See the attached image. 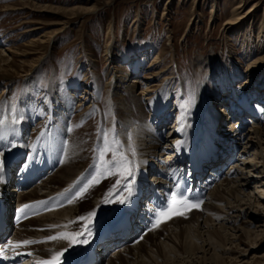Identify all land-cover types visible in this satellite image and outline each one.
I'll use <instances>...</instances> for the list:
<instances>
[{"label": "rangeland", "instance_id": "374dc122", "mask_svg": "<svg viewBox=\"0 0 264 264\" xmlns=\"http://www.w3.org/2000/svg\"><path fill=\"white\" fill-rule=\"evenodd\" d=\"M251 10L252 17L241 26L228 24L235 11L245 16ZM55 31L61 32L51 43H42ZM260 33L264 34V0H0V51L9 59V68L0 72L2 122L23 123L29 106L34 121L28 123V142L33 143L51 117L58 119L67 113L65 136L67 141L72 138L75 150L86 146L81 151L88 164L86 171L94 165L95 174L103 171L98 157L107 133V144L127 156L135 175L139 172L138 159L128 155L121 136L125 127L131 137L128 143L134 145V130L149 123L165 139L174 133L184 136L199 123L209 99L222 100L218 108L227 115L223 124L226 128L237 114L244 113L243 130L258 124L264 127V49L259 46ZM155 57L162 59L158 67L152 66ZM160 70L166 71L165 76L159 75ZM150 83L153 99L148 101L140 93ZM53 95L50 112L48 102ZM66 98L71 99L68 110L63 105ZM177 106L181 109L174 113ZM230 112L235 115L233 119ZM179 118L185 119L177 122ZM237 151L225 165L240 167L242 159ZM260 151H264V145ZM104 159L111 161L112 152ZM227 165L222 176L232 171ZM118 179V175L98 176V183L75 202L80 211L74 219L78 232L85 223L78 221L79 217L95 211L94 221H100L107 216L104 213L119 206L121 209L119 199L104 203ZM147 181L156 182L151 174L144 183ZM125 183L127 180H121L118 187L123 190ZM255 183L254 179L243 192V197L247 199L248 195L254 204L241 210H249L264 225V196ZM124 192L118 198L127 197ZM260 198L263 203L257 205ZM231 216L236 219L237 214ZM234 221L229 226L238 238L234 251L223 255L225 264H264V234L257 242L259 249L252 251L255 236L244 232L251 227L244 224L246 219ZM108 255L114 256L113 252ZM152 263L160 264L156 260Z\"/></svg>", "mask_w": 264, "mask_h": 264}, {"label": "bare ground", "instance_id": "6f19581e", "mask_svg": "<svg viewBox=\"0 0 264 264\" xmlns=\"http://www.w3.org/2000/svg\"><path fill=\"white\" fill-rule=\"evenodd\" d=\"M242 7L243 5L240 8ZM235 12L228 23L230 26L235 27L241 26L254 13L251 10L245 16H241ZM33 30H28V32ZM60 32H53L52 35L46 37V42L42 43H51ZM258 41L260 48L263 50V33H260ZM107 56H110L108 50ZM8 60V58H4V52L0 51V72L9 68ZM262 60L264 61V59ZM160 63H162V59L155 57L152 66L158 67ZM36 64L38 63H34L33 66H36ZM165 72L163 71L162 73V70H160L159 75L163 74L165 76ZM244 84L248 85L249 82ZM151 85L150 83L144 87L145 89L140 93V97L147 96L146 99L148 101L153 99L150 96L153 92L151 91ZM125 100L123 99V101ZM210 100L206 105L208 106L207 110H200L202 119H199V123L195 124L196 126L188 129L184 136L174 133L169 137L170 139H165L159 131L157 132V128L152 123H149L148 125L146 124V127L142 126L134 130L133 134L137 140L134 145L132 142L128 143L130 136L127 134L126 127L124 131H121L128 155H130V158L134 159L136 157L138 159V168L136 169L139 172H135V184L133 185V195L130 198L131 202L125 203L126 209L124 211H127L128 215H131L132 211H134L135 205L137 206L141 203V206L145 207L137 209L135 217L139 221L147 219L148 213L152 211L149 206L153 201V197H150V195L154 190L156 193L154 198L158 196V201L162 197L158 194V189L164 190L166 197L173 192L185 194V187L183 188L182 185L187 183L185 177L186 169L190 170L191 174L188 184L192 186L197 183L199 188H207L208 195L206 203L199 204L198 208L187 210L184 215H174L171 219H165L159 226L153 227L151 230H149L148 225H140L143 228L137 227L136 230L139 231L136 232L134 230L132 237L117 239L110 237V240L102 244L99 249L101 256L97 264H102L103 261L104 264H151L153 260L160 264H225L223 255L225 253L228 255L229 252L234 251L233 244L238 238L230 229L233 227L229 225L232 220L236 221V219L240 218L246 219L244 224H248L252 228H244V232L249 236H255V242L253 243V247H255H251L252 251L259 249L257 242L264 234V225L261 224V221L259 222V218L253 216L252 212H249V210L242 211L241 209L245 205L252 207V204H254L252 203V198L248 195L247 199L243 197V192L248 189L247 187L253 185L254 179L261 192L260 195L264 196V165L261 166V163H259L261 161L264 163V151H260V148L262 149L264 145V127L258 124L254 129L243 130L242 126L246 121L243 119L244 115H246L244 113L237 114V119L226 128L223 124L227 115L222 109L218 108L222 100ZM53 101H55L54 95L48 102L50 112L53 110L51 107ZM70 101V98H66L63 104L67 110L70 107ZM79 106L81 107L82 105ZM29 108V106H26V110L29 112L28 114L26 113L23 123L17 125L11 122H2L0 115V150L4 152L3 159H5L3 181L0 182V204L11 206V208L13 207V202L19 205L34 206L28 209L26 212L27 218L20 225L12 227L15 229L14 234L11 235L10 233L9 240L1 245V251L5 254V262L7 263L10 260L11 264L22 263L24 260L29 264H41L42 261L49 260L54 252L62 251L68 247L67 241H49L48 237L63 232H78L77 222H73L80 214V211L78 212L75 208V202L81 197L75 199L71 204L67 203V200L92 176L97 174H95L97 169L95 165L88 168V171L85 170L88 164H86L85 158L81 155V151L86 146L82 144L81 147L83 149L75 150L71 144L72 138L69 137L70 140L67 141L68 137L65 136L69 117L67 113L58 119L51 117L49 122H47L49 127L47 126L44 129L35 140V143H29L28 128L30 127L29 124L34 121V118L30 116L32 111ZM180 109V106H177L174 113H178ZM231 113L229 114L233 119L235 115ZM184 119L179 118L177 122ZM10 143H15L17 146L8 151ZM127 143L129 146H127ZM236 146H239L240 150L237 151ZM134 147L136 149L135 155L130 150L134 149ZM25 151L29 153L28 158L24 155ZM235 151H237L236 155L242 159L240 167L238 166L239 168L234 169L237 164H230L232 171H229L224 176V179H222V176L220 178L222 181L214 179V177L220 176L221 168L227 161H230L231 157L233 158ZM158 155L164 158L158 160ZM214 159H218L217 163L210 165L208 168L209 171H212L211 168H213L216 172L213 171L210 176L205 177L209 173L207 171V163ZM241 168H243L242 171H240ZM15 170L20 175L18 186L26 183L27 180L30 186L28 190L16 197L13 195L15 191L8 190V186L11 184L9 181L12 180ZM149 174L152 175V178L156 181L155 183L150 181L144 183ZM256 175L258 178L255 177ZM211 176L214 180L211 184H208ZM253 176L254 178H252ZM78 178L79 180H77ZM206 179L208 180L204 183L206 187L201 186ZM69 189H71L70 192L66 191ZM124 194L126 193L120 189V191L115 193V196L122 197ZM99 199L96 200L98 207L102 204L101 199ZM114 201L116 202L117 200L114 199ZM139 201L143 203H138ZM164 201L169 203L170 199L160 200L162 203ZM259 201L257 205L263 203L261 198ZM231 214H237L236 219L232 218ZM112 216V214L107 215L101 218L100 221L93 223L91 225L93 235L88 237L89 243L86 245H75L70 248L65 253L67 257L65 263L85 256L99 242L97 241V230L99 227L101 228L100 225L104 218L114 223ZM157 218L158 215L149 219L154 221ZM235 221L233 224H235ZM95 233L96 238L92 239ZM80 238L82 239L83 237ZM138 238L141 239L138 240ZM23 241H33V243L18 249H12L9 245V242ZM110 244L112 245L108 250L111 253L113 252L114 256L112 257L107 252H104V249H107ZM6 248L8 250L4 251ZM2 252H0V259L3 256ZM28 253H31V255H28ZM243 256L245 257V254Z\"/></svg>", "mask_w": 264, "mask_h": 264}, {"label": "snow or ice", "instance_id": "6c2138e0", "mask_svg": "<svg viewBox=\"0 0 264 264\" xmlns=\"http://www.w3.org/2000/svg\"><path fill=\"white\" fill-rule=\"evenodd\" d=\"M191 103V101H190ZM18 121H13V123H17ZM131 139V137H129ZM104 140H105V146L101 148L100 155L98 157L100 167L103 169L102 172L98 171L95 176H92L90 180H88L78 191L73 193L71 196H69L67 203L71 204L75 199H78L83 196L85 192L88 191L90 187H92L94 184L98 183V176H111V175H118L121 179H118L116 182V185L113 186V189L109 191V193L106 194V197L104 199V203H111L114 199H119V203L125 204L130 203L131 196L133 195V185L135 184V175L133 172V165L132 162L127 159V156L123 153L113 151L111 146L107 144V133L104 134ZM118 143V142H116ZM17 145L15 143H10L8 146V151H11L13 148H15ZM132 151V154L135 155V150L130 149ZM112 152V159L111 161L105 160L104 157L107 153ZM4 152L0 150V182L3 181V173L5 171V159H3ZM121 180H127V183L122 185L123 191L127 192V197H124L122 199L115 196V193L117 191H120ZM68 192L71 191V189L66 190ZM34 207L33 205H24L21 209H19V212L23 215L26 213V210ZM199 202L197 203H190L183 193H176L173 192L171 194L170 202L168 206L165 209H162L159 211L158 218L155 221V224L153 227L159 226L161 222H164L165 219H171L174 215H184L185 211L190 210L192 208H198ZM96 216L95 211L88 214L87 217H79L78 221H84V225L81 228L80 232L75 233H67L63 232L58 235H53L48 237L49 241H67L68 247L64 248L62 251L54 252L49 260L42 261L41 264H65V261L67 260V257L65 256V253L69 251L70 248H72L75 245H86L89 243L88 237L92 235L91 231V225L94 221V218ZM75 223V221L73 222ZM55 227V226H53ZM67 227V226H65ZM80 237H83L82 239ZM33 241H23V242H9V245L12 249H18L22 246H28L32 244ZM8 249H4V251H7ZM28 255H31V253H28Z\"/></svg>", "mask_w": 264, "mask_h": 264}]
</instances>
